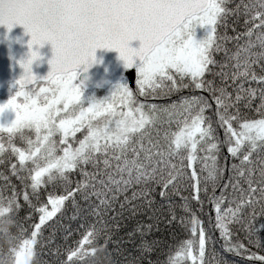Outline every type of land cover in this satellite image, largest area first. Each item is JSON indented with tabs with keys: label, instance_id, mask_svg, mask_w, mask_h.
<instances>
[{
	"label": "snow or ice",
	"instance_id": "snow-or-ice-1",
	"mask_svg": "<svg viewBox=\"0 0 264 264\" xmlns=\"http://www.w3.org/2000/svg\"><path fill=\"white\" fill-rule=\"evenodd\" d=\"M232 3L0 0V25H23L30 49L51 43L53 50L45 77L32 71L37 50L19 61L18 90L0 104V113L16 114L0 123L7 134L0 165L10 163L22 188V201L16 185L0 195V233L19 240L7 253L14 264H88L101 249L116 264L113 252L124 255L128 242L135 254L125 264H161L152 253L163 242L147 239L161 217L188 234L163 264H221L207 257L216 230L239 264H264V224L255 226L264 217V0ZM98 48L119 52L125 69H135L136 87L117 83L84 106L77 78ZM183 90L168 104L138 99ZM144 214L153 223L138 222L127 240L118 235L126 220ZM66 216L77 229L62 223ZM77 231L81 239L73 238ZM60 232L62 245L54 243Z\"/></svg>",
	"mask_w": 264,
	"mask_h": 264
},
{
	"label": "trees",
	"instance_id": "trees-1",
	"mask_svg": "<svg viewBox=\"0 0 264 264\" xmlns=\"http://www.w3.org/2000/svg\"><path fill=\"white\" fill-rule=\"evenodd\" d=\"M239 0H233V3L230 5L231 7H234L236 3H238ZM222 31V30H221ZM233 34V30L231 28H229V35ZM231 46V45H230ZM221 54H217V58H220ZM114 87H112L111 89H113ZM109 91H112V90ZM17 86L12 85L9 90L5 93H1L0 94V98H3L5 96H12L15 94V92L17 91ZM109 91L106 92H101V91H95L93 93H85L87 96H91V97H95L96 99H102L103 96H105ZM188 91L187 90H183L181 93H175L173 94L171 97H165V98H146L143 96L138 97V99L142 102H146V103H156V104H168L171 103L173 100H177L179 99L180 95H187ZM8 98V97H7ZM173 130H175V124H173ZM6 133L3 131H0V137H4L6 139ZM80 138H82V135L79 133L77 134ZM18 146H23L21 141L19 139H17L16 141ZM226 152V150H225ZM0 173H3V175H0V195H3L4 197H8L12 194V187L11 185H16L17 186V191L21 192V201H22V188L20 186L19 180L17 177L13 176L11 171H10V163L6 162L3 165H0ZM5 176L7 177V179H5ZM72 179H79V176L73 174ZM158 191L157 190V194H156V201L157 204H159L161 202V197L158 195ZM220 189H217V194L219 195ZM56 194H63V190L62 187L60 189L57 190ZM185 195H187V193H184ZM129 195H131V193L129 192ZM122 199V197H121ZM175 201L179 202V197H174L173 198ZM82 204H84L83 201H81ZM86 206V205H85ZM224 207H228L227 203H225ZM205 211H208V207L206 206ZM177 213L182 214L181 210L179 208H177ZM27 214V206L25 205L24 208L19 212L18 214V218L19 217H24ZM212 214L214 217V206H212ZM68 216L72 215V212L69 211ZM125 215H127V213H125ZM149 215L150 214H144V215H139L135 218H130L128 220H126L124 222V227L122 229L119 230L118 235L122 238H124L125 240H127V236L126 233L133 231L134 229L137 228V224L142 223V224H149V223H153L152 220L149 219ZM165 215H167V212L165 211ZM36 219L38 221V214L36 215ZM92 220H94L95 218L92 217L90 218ZM63 224H69L73 229H77L78 225L76 221H69L67 216L63 219L62 221ZM260 224H264V217H258L256 220V224L255 226L257 228H259ZM167 225V221L161 217V222L159 224V230H157L156 228L153 229L152 233H150L147 237V239L149 240H160L163 243L161 245L157 246L156 251H154L152 253V258L153 259H159L161 261V264H163V262L165 260H167L168 258V254H169V249H173L172 254L174 255V251L177 250V246L179 244V242L185 240L188 238V234L187 232H185L179 225V222L177 221L175 224L171 225V226H166ZM208 227H212V225H208ZM51 230H47L45 232V236H47L49 234ZM236 235H239L242 237V233H236ZM260 238L262 240H264V229H261L259 232ZM63 236V233L60 232L57 234V238L54 241L55 244H63V240L61 239V237ZM215 236V243L212 245H209L208 248V252H207V257L210 261H215L216 259H219L221 261V264H223L224 261H228V262H236V264H239V257L235 256L233 253H229L226 251V249L222 246L224 244V239L220 236L219 234V230H216L214 233ZM73 238L74 239H81L82 237H80L79 232H74L73 233ZM71 242V240H70ZM138 242V241H137ZM74 246V244H73ZM112 247H115L114 245ZM124 248L128 249V252L124 253V255H119L116 252H113V260L116 262V264H125V260L127 258H131L129 256V253L135 254V248L133 246L132 243L128 242L125 243L123 245ZM215 254V255H214ZM44 258L48 259V255H47V251L45 250V254H44ZM88 264H108V260L104 254L103 249H101L100 251L96 252L95 254V259H90L88 261Z\"/></svg>",
	"mask_w": 264,
	"mask_h": 264
},
{
	"label": "water",
	"instance_id": "water-1",
	"mask_svg": "<svg viewBox=\"0 0 264 264\" xmlns=\"http://www.w3.org/2000/svg\"><path fill=\"white\" fill-rule=\"evenodd\" d=\"M30 40L31 34L26 32L23 25L17 24L11 31L7 26L0 25V93L7 91L11 85H16L24 71L19 61L27 59L32 50L40 53V58L32 64L33 73L38 77H45L51 70L48 62L53 56L51 43L32 45L30 49ZM139 46L140 41L131 42V47ZM95 56L96 62L86 72L80 70L77 78L78 83L84 81L82 88L86 92L106 91L117 83L126 81L135 90V69H125L117 50L98 48Z\"/></svg>",
	"mask_w": 264,
	"mask_h": 264
},
{
	"label": "clouds",
	"instance_id": "clouds-1",
	"mask_svg": "<svg viewBox=\"0 0 264 264\" xmlns=\"http://www.w3.org/2000/svg\"><path fill=\"white\" fill-rule=\"evenodd\" d=\"M19 240L12 234L0 233V264H14L12 256L7 253L18 247Z\"/></svg>",
	"mask_w": 264,
	"mask_h": 264
},
{
	"label": "rangeland",
	"instance_id": "rangeland-1",
	"mask_svg": "<svg viewBox=\"0 0 264 264\" xmlns=\"http://www.w3.org/2000/svg\"><path fill=\"white\" fill-rule=\"evenodd\" d=\"M203 34H204V29L197 28V38H201ZM111 90L113 91L114 88ZM112 91H109L105 96H103V98L109 96ZM10 97L8 95L3 98H0V104L7 102ZM91 98H92L91 96H87L86 94L83 93L82 104L84 106H88L91 103ZM15 115H16L15 112L11 109L6 110L4 113H0V123H10L12 120L15 119Z\"/></svg>",
	"mask_w": 264,
	"mask_h": 264
}]
</instances>
